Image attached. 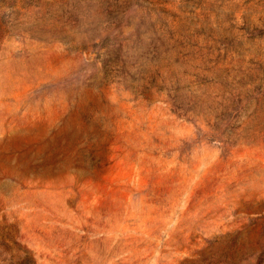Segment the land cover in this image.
Listing matches in <instances>:
<instances>
[{"label":"rangeland","instance_id":"1","mask_svg":"<svg viewBox=\"0 0 264 264\" xmlns=\"http://www.w3.org/2000/svg\"><path fill=\"white\" fill-rule=\"evenodd\" d=\"M0 264H264V0H0Z\"/></svg>","mask_w":264,"mask_h":264}]
</instances>
